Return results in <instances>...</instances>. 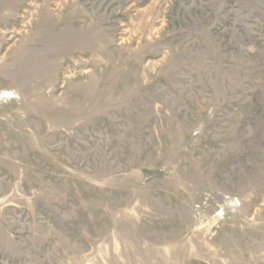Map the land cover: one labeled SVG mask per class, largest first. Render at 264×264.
<instances>
[{"label":"rangeland","instance_id":"rangeland-1","mask_svg":"<svg viewBox=\"0 0 264 264\" xmlns=\"http://www.w3.org/2000/svg\"><path fill=\"white\" fill-rule=\"evenodd\" d=\"M0 264H264V0H0Z\"/></svg>","mask_w":264,"mask_h":264}]
</instances>
